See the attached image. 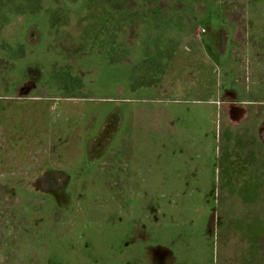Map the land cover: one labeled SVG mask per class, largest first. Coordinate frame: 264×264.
<instances>
[{
	"label": "rangeland",
	"instance_id": "rangeland-1",
	"mask_svg": "<svg viewBox=\"0 0 264 264\" xmlns=\"http://www.w3.org/2000/svg\"><path fill=\"white\" fill-rule=\"evenodd\" d=\"M0 264H264V0H0Z\"/></svg>",
	"mask_w": 264,
	"mask_h": 264
},
{
	"label": "crops",
	"instance_id": "crops-1",
	"mask_svg": "<svg viewBox=\"0 0 264 264\" xmlns=\"http://www.w3.org/2000/svg\"><path fill=\"white\" fill-rule=\"evenodd\" d=\"M199 67H200L199 64H197V65H195V66H193V67H192V66H188V67L185 68V71L188 70V69L194 71V70H196V69H199ZM210 71H211V72H210L211 74H210L209 76L211 77V76H213L215 73H214V71H212V69H211ZM206 84H207V85H210L211 83L206 82ZM210 95H211V94H210ZM207 102H214V101H212V99H211V97H210V99L207 100Z\"/></svg>",
	"mask_w": 264,
	"mask_h": 264
},
{
	"label": "built area",
	"instance_id": "built-area-1",
	"mask_svg": "<svg viewBox=\"0 0 264 264\" xmlns=\"http://www.w3.org/2000/svg\"><path fill=\"white\" fill-rule=\"evenodd\" d=\"M232 10H233L234 12H238L237 7H235V6L232 8ZM202 32H204V30H203Z\"/></svg>",
	"mask_w": 264,
	"mask_h": 264
}]
</instances>
